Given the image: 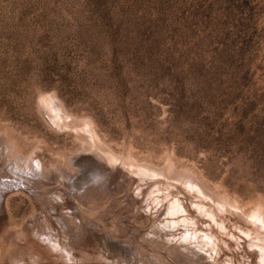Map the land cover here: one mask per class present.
<instances>
[{"label":"rangeland","instance_id":"obj_1","mask_svg":"<svg viewBox=\"0 0 264 264\" xmlns=\"http://www.w3.org/2000/svg\"><path fill=\"white\" fill-rule=\"evenodd\" d=\"M50 94L71 115L91 120L117 154L191 170L234 205L233 223L259 231L247 215L264 207V0H0V135L22 143L13 154L34 152L46 170L56 164L76 174L72 163L90 157L74 132L48 125L40 105ZM120 197L107 199L109 209L97 205L110 211L107 219L90 218L98 239L124 229L117 240L127 237L129 255L154 214L143 213L142 203L140 211L122 210ZM2 198L0 264L12 246L40 254V264H64L30 231L18 241L17 229L40 219V204L21 190ZM51 206L52 218L65 211ZM132 232L139 242L129 240ZM148 246L143 255L174 264ZM224 247L222 260L253 258L233 241L231 252Z\"/></svg>","mask_w":264,"mask_h":264},{"label":"bare ground","instance_id":"obj_2","mask_svg":"<svg viewBox=\"0 0 264 264\" xmlns=\"http://www.w3.org/2000/svg\"><path fill=\"white\" fill-rule=\"evenodd\" d=\"M40 106L48 125L59 132H74L83 145L81 154H87L90 159L72 163L74 170L80 173V177L75 178L78 172H66L56 164L46 170L37 157L33 156L34 152L26 157L18 154L19 152L13 154L12 150L16 151L17 146L21 147L17 145L21 142L15 144L8 141L12 143L11 147L7 142L8 137L4 135L6 140L0 135V207L3 195L21 190L40 204L42 214H39L40 219L33 217L28 227L17 229L20 243L26 241L30 231L46 245L51 255L55 254L56 259L64 264H165L162 255L158 253L146 252L150 255H143L147 250L142 247L148 245L166 252L174 264H235L230 256L223 254L224 260L220 257L222 245L231 252L233 241L237 248L241 247L246 254L253 255L252 259L248 256L250 261L238 264H255L256 261L257 264H264L263 206L247 215L251 219L249 223L258 226L259 231L243 228L229 218L230 210L234 208L229 199L214 194L191 170L177 168L171 161L169 167L163 169L149 162L141 163L132 156L117 154L97 136L91 120L68 113L55 95L41 98ZM75 155L73 159L78 157ZM58 177L61 181H58ZM51 186L54 187L52 192L40 191L44 187L51 189ZM120 192L126 199L122 201L125 203L122 210L126 207L131 211L132 207L139 209L142 203L143 213L150 216L154 214L153 228L148 235L143 234L146 238L139 236L140 246L134 248L137 251H129V255L126 253L128 256L124 253L130 249L131 243L126 240L127 237L124 241L117 240L120 229L114 224L115 229H112L111 234L103 233L98 239L97 232L95 233L97 224L90 218L107 219L110 214L105 208L108 207L107 199L110 198L111 201ZM101 202H105L106 206L98 209L97 205ZM46 204H49L53 212L56 208L51 205H61L65 211L62 214L56 213L52 218L51 210L46 209ZM237 209L242 210V207ZM139 216L142 219L143 216ZM132 233L129 240L139 242L136 234ZM88 238H92L94 249L89 254L84 251L91 242L90 239L87 243ZM19 249L15 246L9 248L2 264H40L44 260L28 247L23 252ZM130 250H133L132 247Z\"/></svg>","mask_w":264,"mask_h":264}]
</instances>
